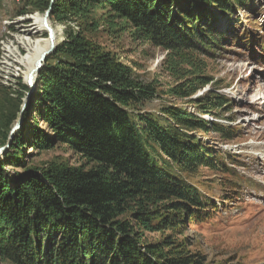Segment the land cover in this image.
Returning a JSON list of instances; mask_svg holds the SVG:
<instances>
[{"label":"trees","instance_id":"trees-1","mask_svg":"<svg viewBox=\"0 0 264 264\" xmlns=\"http://www.w3.org/2000/svg\"><path fill=\"white\" fill-rule=\"evenodd\" d=\"M30 4L44 12L49 0ZM242 11L254 12L253 0H54L50 19L81 22L46 57L17 138L0 156V264H200L172 236L152 243L144 233L181 235L217 211L188 176L201 167L232 173L190 131L227 137L228 127L174 105L143 110L158 96L154 86L83 34L100 23L161 47L174 79L164 94L190 98L212 80L199 56L238 37ZM215 93L194 100L201 112L226 105ZM31 109L47 130L35 125L31 146L63 144L85 166L4 177L5 165L18 162Z\"/></svg>","mask_w":264,"mask_h":264},{"label":"rangeland","instance_id":"rangeland-1","mask_svg":"<svg viewBox=\"0 0 264 264\" xmlns=\"http://www.w3.org/2000/svg\"><path fill=\"white\" fill-rule=\"evenodd\" d=\"M31 1L0 0V59L3 46L14 39L18 31L13 22L19 17L44 13L36 10ZM253 3L254 12L238 13L240 24L234 32L238 37L231 42L224 40L222 49L215 50L211 58L199 56L206 64L205 74L212 80L190 98L164 94L174 85V79L162 64L166 51L161 47L132 41L127 32L109 34L100 23L96 30L88 29L83 34L99 50L109 51L118 62L130 68L139 82L154 86L158 96L144 104L143 110L154 113L164 106L174 105L205 122L228 127L227 137L213 130L190 131L203 145L216 151L232 173L201 167L188 176L200 194L213 199L217 211L207 220L192 223L181 235L168 230L144 233L146 241L152 243L172 236L178 244L188 246L200 264H264V0H253ZM50 22L63 39L69 29L79 31L81 21L72 19L65 23L50 19ZM220 23L227 25L223 19L217 25ZM2 82L0 77V147L9 142L6 150H10L13 139L17 138L16 132L12 137L10 132L27 86L21 77H11L7 84ZM211 91L228 102L210 113L201 112L194 100ZM28 116L23 124L24 143L18 144L16 149L18 162L5 165L4 177L15 180L18 179L16 172L43 173L55 167L86 165L63 144L55 143L46 149L32 147V130L36 126L44 131L46 128L32 109ZM3 155L4 152L0 156Z\"/></svg>","mask_w":264,"mask_h":264},{"label":"bare ground","instance_id":"bare-ground-1","mask_svg":"<svg viewBox=\"0 0 264 264\" xmlns=\"http://www.w3.org/2000/svg\"><path fill=\"white\" fill-rule=\"evenodd\" d=\"M13 23L17 24L18 31L13 36V41L10 40L3 46V55L0 59V77L4 84H7L11 77H21L27 82L40 57L50 47L48 27L52 29L54 43L61 40V33L52 25L50 19L47 20V25L45 24L43 14L34 13L27 17H19ZM262 157L264 159V156Z\"/></svg>","mask_w":264,"mask_h":264},{"label":"water","instance_id":"water-1","mask_svg":"<svg viewBox=\"0 0 264 264\" xmlns=\"http://www.w3.org/2000/svg\"><path fill=\"white\" fill-rule=\"evenodd\" d=\"M53 2H54V0H49L48 8L43 13L44 21H45L46 25H47V20L50 18V15H51ZM48 37L50 39V47L40 57L35 69L32 70V72L29 75V78H28V80L26 82L27 89H26L25 97L22 100V104H21V106L19 108V115H18L17 121H16L14 127L11 129V132H10V136L11 137L13 136L14 132H16L20 128V126L22 124L23 114L29 108L30 98H31V96H32V94H33V92L35 90V87H36V79L38 77L39 71L41 70V68H42V66L44 64V61H45L46 57L48 55H50L55 50L57 44L62 41V39H61L58 43H54V36H53V33H52V29L50 27H48ZM8 144H9V142L5 146L0 147V155L6 150V148L8 147Z\"/></svg>","mask_w":264,"mask_h":264}]
</instances>
